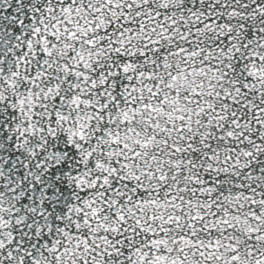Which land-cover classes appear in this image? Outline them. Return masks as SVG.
I'll list each match as a JSON object with an SVG mask.
<instances>
[{
  "label": "snow or ice",
  "instance_id": "6c2138e0",
  "mask_svg": "<svg viewBox=\"0 0 264 264\" xmlns=\"http://www.w3.org/2000/svg\"><path fill=\"white\" fill-rule=\"evenodd\" d=\"M0 264H264V0H0Z\"/></svg>",
  "mask_w": 264,
  "mask_h": 264
}]
</instances>
